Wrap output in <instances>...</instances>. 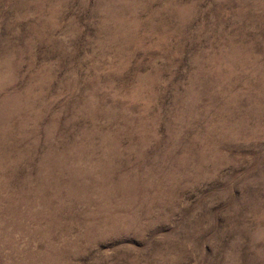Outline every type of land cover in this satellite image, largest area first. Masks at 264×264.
<instances>
[{"label":"rangeland","instance_id":"obj_1","mask_svg":"<svg viewBox=\"0 0 264 264\" xmlns=\"http://www.w3.org/2000/svg\"><path fill=\"white\" fill-rule=\"evenodd\" d=\"M0 264H264V0H0Z\"/></svg>","mask_w":264,"mask_h":264}]
</instances>
